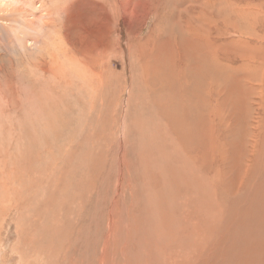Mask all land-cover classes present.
Wrapping results in <instances>:
<instances>
[{"label": "rangeland", "instance_id": "rangeland-1", "mask_svg": "<svg viewBox=\"0 0 264 264\" xmlns=\"http://www.w3.org/2000/svg\"><path fill=\"white\" fill-rule=\"evenodd\" d=\"M197 1L0 0V264H235L234 161L219 192L187 78L213 54ZM249 1L250 31L231 24L262 38Z\"/></svg>", "mask_w": 264, "mask_h": 264}, {"label": "bare ground", "instance_id": "bare-ground-1", "mask_svg": "<svg viewBox=\"0 0 264 264\" xmlns=\"http://www.w3.org/2000/svg\"><path fill=\"white\" fill-rule=\"evenodd\" d=\"M249 2L213 0L210 5V0H204L195 2V6L187 4L184 11L188 16L191 15L190 9L203 7L201 14L196 17L198 21L201 16L203 23L209 25L203 30V40L206 47L213 42V54L201 56L202 50H196V55L192 56L191 62L186 65V71L188 80L198 78L199 88L204 90L202 94L197 93L195 109L199 119L208 123L212 120L213 123L215 161L219 166L217 179L219 192L220 167L226 166L227 162L222 161V158L230 155L234 161L231 165L234 171L230 192L234 204V233L231 247L234 262L264 264V36L260 38V35L259 37L252 35V38L248 32L231 24L234 20H243L242 25L248 23L246 29L250 31L248 27L251 26L253 12ZM190 30H193V27L187 29L188 33ZM195 34L196 30L193 35ZM135 47L138 60H141L144 53L143 44L138 42ZM185 57L189 60L188 53ZM134 61L135 59H132L133 63ZM223 81L225 84L221 87ZM227 89L228 91L234 89V93L229 96L235 98L232 104L225 101L228 96L225 93ZM252 90L258 93H253ZM229 106H232V115L235 118L233 125L229 124L231 127L223 119V115L226 117L230 114L227 109ZM54 109H51L47 117L59 120ZM55 123L53 121L56 130L59 124ZM224 136L230 139L226 140ZM243 191L247 193L252 191L257 195L254 200L246 203L242 195L247 193L242 194ZM240 197L243 203H240ZM250 242L254 244L250 245Z\"/></svg>", "mask_w": 264, "mask_h": 264}]
</instances>
